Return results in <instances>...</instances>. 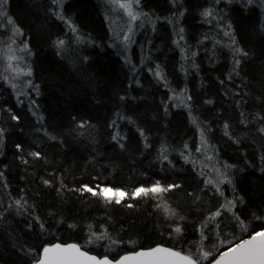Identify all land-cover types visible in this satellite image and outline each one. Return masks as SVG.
I'll return each instance as SVG.
<instances>
[{"label": "trees", "instance_id": "16d2710c", "mask_svg": "<svg viewBox=\"0 0 264 264\" xmlns=\"http://www.w3.org/2000/svg\"><path fill=\"white\" fill-rule=\"evenodd\" d=\"M4 7L27 47L31 92L18 96L0 76V264H35L53 243L75 242L113 260L157 245L195 252L201 224L234 197L243 198L234 209L248 226L242 238L264 227L255 218L264 217L259 4L143 0L157 23L139 34L127 60L101 0H64L59 15L50 0H6ZM200 160L230 178L220 184L223 196ZM61 180L67 189L108 186L128 197L141 185L178 184L162 202L184 219L167 218L151 196L117 204L87 192L58 194ZM16 201H26L27 211ZM221 221L222 236L240 235L231 213ZM176 224L182 234L172 233ZM213 228L205 229L206 248ZM90 231L123 243L88 244Z\"/></svg>", "mask_w": 264, "mask_h": 264}, {"label": "snow or ice", "instance_id": "6c2138e0", "mask_svg": "<svg viewBox=\"0 0 264 264\" xmlns=\"http://www.w3.org/2000/svg\"><path fill=\"white\" fill-rule=\"evenodd\" d=\"M61 0H56V3H60ZM251 2V0H249ZM6 3V0H0V7H3V4ZM118 7L126 12L131 21H135L138 18V15L135 11V6L139 4V0H116ZM205 15H211L210 12H206ZM64 19L63 16L60 17ZM75 31V28H73ZM229 35V33H225ZM125 40H128V37H124ZM63 41L58 42V47L63 46ZM237 51H240L237 49ZM247 55V53H244ZM18 58L14 55L9 56L10 61H15ZM237 65L239 60L236 61ZM10 68H14V64L9 65ZM26 75L30 76V70L25 72L22 68L18 70L16 76ZM159 75V73H157ZM163 78V77H161ZM27 84L31 86V81H27ZM14 88L17 87L16 84L12 85ZM35 89H38V86H32ZM21 94L23 91L21 89ZM32 105H35V100L31 101ZM12 119L18 120L19 118L15 115L12 116ZM87 122H80L78 124L79 128H84ZM5 129L0 128V140L3 139ZM261 132H264V128L260 129ZM53 139H55L53 137ZM115 139V137H114ZM206 143V141H205ZM20 145H17V148L20 149ZM123 147V145H121ZM199 150V149H198ZM166 151V150H164ZM33 157L40 158L41 154L39 152L31 153ZM167 156L164 155V159ZM210 159V158H209ZM27 161H25L26 163ZM230 166H225L227 169ZM3 174L0 173V176ZM219 181L208 180L207 183L213 185L216 188V191L223 196V192L220 189V184L222 183H231L230 178L227 176L226 172L219 173ZM43 183L47 186H51V182L44 180ZM178 184H169L167 186L161 185L159 181L156 183L145 187L143 185L137 187L131 194V197H128V194L120 189L113 190L111 187L105 186L100 187L99 185L95 187H89L88 185H82L79 189H67V186L63 184V180L60 181V187L57 188V192L62 193L63 190L67 189L68 191H76L83 194L84 192L91 193L92 196H100L106 203H112L115 200V203L119 204L125 197L129 199L136 198H147L151 196L154 200L158 201L155 207L161 209L164 214H166L169 219H179L183 220V216H177V213L174 209H170L166 203H160L163 201V196L165 193L173 191L175 188H178ZM99 189V191H97ZM109 193H113L112 196H109ZM237 200L241 203L243 202L242 197H234L232 200L226 201L225 204L221 205L215 213L207 218V220L201 224L200 229V240L197 243L196 251H186L181 252L179 250H173L172 248H166L162 246H156L154 248L142 249L132 253H127L120 256L116 260L109 259L107 255L103 257H97L91 255L89 252L82 250L81 245L71 243V244H62V243H53L46 244L42 247V252L38 259L35 260V264H264V227L259 230L252 232L246 238H242V235L248 231V226L240 219L239 215L235 213L234 209L237 204ZM19 209H25V202L16 201ZM126 207H132V205L125 204ZM224 213H231L232 218L236 222V226L240 230V235H231L225 233L223 236L219 231V224ZM256 219H264V217H255ZM39 222V217L36 218ZM214 225L213 231L215 232V242L212 243L209 247H205L204 241L208 239V236L205 234V229L208 227L209 223ZM39 226L42 230L44 229L43 222H39ZM172 227V233L182 234V228L179 224H176ZM170 233V235L172 234ZM107 239L111 244L123 243V241L112 240L108 236L107 232L97 234L90 231L88 244H92L96 241Z\"/></svg>", "mask_w": 264, "mask_h": 264}, {"label": "rangeland", "instance_id": "374dc122", "mask_svg": "<svg viewBox=\"0 0 264 264\" xmlns=\"http://www.w3.org/2000/svg\"><path fill=\"white\" fill-rule=\"evenodd\" d=\"M50 1L53 4L55 13L59 15L60 6L64 0H61L59 4L56 3V0ZM101 1L103 2L106 9V19L108 20V24L111 28L112 37L119 45L123 58L127 60L130 58L131 48L137 43L139 34L145 33L147 30L153 32L157 23V18L152 17L144 12V10L141 8L143 0H139V4L135 6V11L138 15V18L135 21H131L126 12L118 7L116 0ZM171 1L175 3L176 1L180 0ZM246 1L247 3L249 2V0ZM251 1L259 4L264 13V0ZM120 2L122 3L124 0H120ZM55 5L57 8H55ZM125 36L128 37V40L124 39ZM26 50L27 47L23 43L22 34L11 24L9 18L6 15L3 4V7H0V76L9 86L14 89L15 92H17L18 96L30 97L29 93L31 92V86L27 84V81H30L29 76H16V73L21 68L25 72L28 71L25 60ZM10 55H14L18 59L15 61H10ZM10 64H14L15 67L10 68ZM13 84H16L17 87L14 88L12 86ZM21 89L23 94H21ZM200 162L197 161L196 164L203 167L206 171L214 174V181H219V173L217 172L218 170L214 167V165L209 163L208 160H200ZM108 195L112 196L113 193H109ZM160 203L163 202L160 201Z\"/></svg>", "mask_w": 264, "mask_h": 264}, {"label": "water", "instance_id": "95a60500", "mask_svg": "<svg viewBox=\"0 0 264 264\" xmlns=\"http://www.w3.org/2000/svg\"><path fill=\"white\" fill-rule=\"evenodd\" d=\"M71 243H75V242H70V243H66V244H71ZM63 244V243H62ZM75 244H78V243H75ZM79 245V244H78ZM158 246V245H157ZM159 246H162V247H166V248H170V247H167V246H164V245H159ZM82 247V246H81ZM156 247V246H155ZM154 248V247H153ZM173 249V248H172ZM82 250H85L84 248H82ZM139 250H142V249H139ZM139 250H137V251H139ZM173 250H175V249H173ZM85 251H87V250H85ZM87 252H89V251H87ZM133 252H135V251H133ZM90 253V252H89ZM128 253H132V252H128ZM91 255H95V254H92V253H90ZM125 254H127V253H125ZM124 255V254H123ZM95 256H97V255H95ZM122 256V255H121ZM97 257H99V256H97ZM109 259H111V258H109ZM118 259V258H117ZM113 260V259H112Z\"/></svg>", "mask_w": 264, "mask_h": 264}]
</instances>
